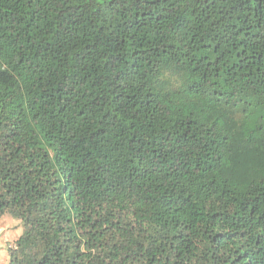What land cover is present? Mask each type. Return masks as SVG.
I'll list each match as a JSON object with an SVG mask.
<instances>
[{
  "label": "trees",
  "instance_id": "obj_1",
  "mask_svg": "<svg viewBox=\"0 0 264 264\" xmlns=\"http://www.w3.org/2000/svg\"><path fill=\"white\" fill-rule=\"evenodd\" d=\"M9 264H264V0H0Z\"/></svg>",
  "mask_w": 264,
  "mask_h": 264
},
{
  "label": "rangeland",
  "instance_id": "obj_2",
  "mask_svg": "<svg viewBox=\"0 0 264 264\" xmlns=\"http://www.w3.org/2000/svg\"><path fill=\"white\" fill-rule=\"evenodd\" d=\"M21 220L5 215L0 219V264H9V247L23 234Z\"/></svg>",
  "mask_w": 264,
  "mask_h": 264
},
{
  "label": "clouds",
  "instance_id": "obj_3",
  "mask_svg": "<svg viewBox=\"0 0 264 264\" xmlns=\"http://www.w3.org/2000/svg\"><path fill=\"white\" fill-rule=\"evenodd\" d=\"M14 243H15V242H14ZM14 243H13V244H14Z\"/></svg>",
  "mask_w": 264,
  "mask_h": 264
}]
</instances>
